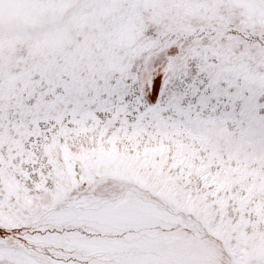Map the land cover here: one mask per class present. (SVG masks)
I'll use <instances>...</instances> for the list:
<instances>
[{"label":"snow or ice","instance_id":"6c2138e0","mask_svg":"<svg viewBox=\"0 0 264 264\" xmlns=\"http://www.w3.org/2000/svg\"><path fill=\"white\" fill-rule=\"evenodd\" d=\"M219 2L0 0V264H264V30Z\"/></svg>","mask_w":264,"mask_h":264},{"label":"rangeland","instance_id":"374dc122","mask_svg":"<svg viewBox=\"0 0 264 264\" xmlns=\"http://www.w3.org/2000/svg\"><path fill=\"white\" fill-rule=\"evenodd\" d=\"M215 15L228 18L235 23H244L250 26L251 28H255L256 31L264 30V14L260 13V11L246 3L243 0H220L219 3L214 5ZM142 15L145 18L150 17L151 9H143ZM164 24L170 25L173 29L181 26V25H193L198 26L201 23L200 15L194 9H186L182 12L179 18H169L163 22ZM79 39L77 37H73L72 41L65 42L60 49H58L50 59L55 62L56 65H63L65 55L71 50L74 46L75 41ZM126 42L120 43L117 42L114 50L122 53L125 50ZM16 55L19 57H31L33 55L31 49L27 46H22L17 49ZM37 59H40L37 56ZM231 65H227L226 68H231ZM250 70L242 71L235 73L242 83L245 84H257L262 77H264V72H260L255 68V64L249 62ZM17 69L13 67L12 71H16ZM74 71L77 74L83 75L87 71L86 66L83 64H79L75 66ZM71 74V73H70ZM165 81L161 82V90L160 94L157 97L156 101H152L150 103H157L162 98L165 97Z\"/></svg>","mask_w":264,"mask_h":264}]
</instances>
